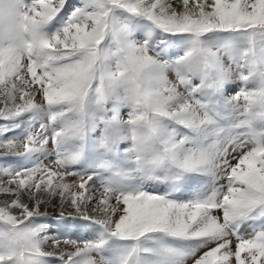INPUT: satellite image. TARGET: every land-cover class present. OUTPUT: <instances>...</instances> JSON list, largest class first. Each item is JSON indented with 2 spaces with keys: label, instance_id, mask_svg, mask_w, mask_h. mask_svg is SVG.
I'll use <instances>...</instances> for the list:
<instances>
[{
  "label": "snow or ice",
  "instance_id": "6c2138e0",
  "mask_svg": "<svg viewBox=\"0 0 264 264\" xmlns=\"http://www.w3.org/2000/svg\"><path fill=\"white\" fill-rule=\"evenodd\" d=\"M68 2L0 0V121L43 109L49 123L62 122L51 135L41 137V125L23 139L0 125V155L34 154L51 142L55 156L30 167L0 165V264H183L188 254L174 249L147 261L138 243L115 261L99 254L110 239L139 242L153 233L198 241L191 264H264V228L238 229L264 218V131L255 128L264 121V0H82L49 33ZM118 10L192 36L174 77L149 39L130 36ZM230 75L242 87L220 103L214 94ZM229 110L239 134L220 124ZM88 123L101 129L103 150L129 142L131 168L98 165L119 183L94 182L99 173L77 169L80 153L63 147L83 139ZM189 173L210 176L213 191L179 201L144 187ZM50 207L100 225L103 238L48 233L35 221Z\"/></svg>",
  "mask_w": 264,
  "mask_h": 264
},
{
  "label": "rangeland",
  "instance_id": "374dc122",
  "mask_svg": "<svg viewBox=\"0 0 264 264\" xmlns=\"http://www.w3.org/2000/svg\"><path fill=\"white\" fill-rule=\"evenodd\" d=\"M81 2L82 0H69L68 4L65 5V10L47 26V31L52 33L59 29L67 20L68 14L72 11V8L78 6ZM116 15L127 24L128 31L133 39L136 41L149 39L154 45L155 51L165 60L170 61L166 69V75L169 78L174 77L176 71L175 60L184 55L185 51L191 47L192 36L186 33L176 34L174 36L171 33L161 30L147 18L143 16H131L122 10H118ZM213 35L214 34L209 33L208 37L211 38ZM224 35L226 36L227 34ZM223 60L225 65L229 64V58L226 54ZM194 83H199V79H195ZM240 87H242L240 81L230 75L223 83L222 88L214 94L216 100L223 103L224 100H227L234 93L239 91ZM115 111L118 112L119 116L122 118H126L128 113L126 107H119L115 109ZM48 117L49 114L46 110L38 109L35 112L25 113L12 120L0 121V125H6L11 129L7 133L8 137H18L20 139L28 137L37 129H40L41 125H44V130L40 133V136L43 137L51 135L56 128L62 126L61 121L49 123ZM238 119L239 117L229 110L220 120V124L229 135H236L244 131L243 129L234 127ZM172 127L176 128L180 134H187L189 137L193 135V133L185 128H181L179 125H172ZM255 128L257 131H264V121L258 120L255 122ZM100 136L101 129L98 126H93L92 123H88L83 139L76 138L70 140L63 147L69 152L80 153V160L75 165L77 169L86 172L96 171L99 173L97 177H94V182H98L104 177L119 183L120 178L113 177L111 173L103 172L99 169L98 165L104 161H109L120 168H131V153L125 152V149L130 147V144L126 140L117 141L111 151H106L99 146ZM54 158V149L51 142H49L44 150L34 154L0 155V165H8L13 168L30 167L37 160H43L44 163L47 164L49 160ZM66 179L70 182L74 178L67 177ZM173 183L175 185L174 189ZM215 183L217 182L213 181L210 176L189 173L174 182L151 181L145 183L144 187L148 191L160 193L170 192L172 199L184 201L206 196L213 191ZM0 199H4V197L0 196ZM35 222L44 226L48 233H54L57 236L70 238L76 241L103 238L100 225L78 216L62 215L58 207L48 208L47 215L36 218ZM253 227L264 228V218L247 219L238 225V229L241 233L251 232ZM136 243H138L141 250L148 249V251L141 252L142 258L147 261L154 260L156 258L155 253L161 249H174L187 253L188 256L184 259L183 264H191V254H198L199 249L198 241L177 239L165 234L153 233L148 234L139 242L110 239L109 243L99 250V254L106 259L115 261L126 254ZM51 264H61V262L53 259Z\"/></svg>",
  "mask_w": 264,
  "mask_h": 264
}]
</instances>
